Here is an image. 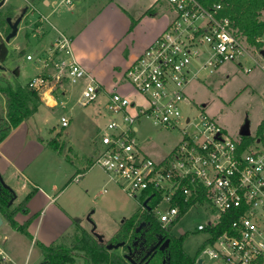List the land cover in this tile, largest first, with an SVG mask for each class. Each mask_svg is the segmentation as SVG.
Instances as JSON below:
<instances>
[{"label":"built area","instance_id":"1","mask_svg":"<svg viewBox=\"0 0 264 264\" xmlns=\"http://www.w3.org/2000/svg\"><path fill=\"white\" fill-rule=\"evenodd\" d=\"M166 1L169 24L124 72L139 98L110 92L105 107L110 119L92 163L137 197L141 207H146L147 198L150 207L159 198L153 211L163 226H175L195 207L208 210L207 221L197 226L207 239L194 264H264V146L245 145L243 137L228 134L205 111L194 116L182 111L184 104L192 103L186 88L200 72L213 73L228 60L240 64L250 52L249 43L235 33L220 2ZM258 40L264 44V30ZM53 48L70 57L56 63L57 78L86 80L81 102L95 100L97 81L72 54L70 39L60 34ZM26 57L33 59L31 54ZM48 79L38 75L29 82L40 91L51 85ZM142 120L160 129H180L179 142L165 156L151 157L138 141L137 124ZM69 123V117L62 115L61 126ZM145 192L152 194L144 197ZM214 229L220 232L215 234Z\"/></svg>","mask_w":264,"mask_h":264},{"label":"rangeland","instance_id":"2","mask_svg":"<svg viewBox=\"0 0 264 264\" xmlns=\"http://www.w3.org/2000/svg\"><path fill=\"white\" fill-rule=\"evenodd\" d=\"M49 1L50 3L39 0L38 11L27 16L20 25L16 37L12 39L10 47L17 48L19 52L15 60L17 75L11 76L0 72V90L2 86H10L13 89L24 87L35 76L57 71L56 63L68 59V55L62 51L60 58L52 62L55 52L52 43L60 35V31L57 30L59 25L72 23L104 25L108 20V12L112 11L111 5L104 6L102 0ZM169 16L171 17L170 12ZM248 50L253 53L249 52L240 64L228 60L218 65L213 73L201 71L199 78L193 80L186 88L192 103L184 104L182 111L185 115L193 116L205 111L215 117L228 134L236 138L243 137L242 131L247 127L251 145L264 146V131L262 135L258 134L260 124L264 120V55L259 53L264 50V44L262 43L261 46L248 44ZM27 54H31L33 59L28 60ZM96 59L95 62H105L104 71L96 75L98 83L106 86L109 92L116 90L128 94L130 90H125L126 86L118 85L122 76L118 78V74L125 72L128 66L120 72L109 66L110 57L102 59L99 56ZM98 66L102 67L101 62ZM246 68H251V71L246 72ZM115 74H117L116 82ZM52 77H48V80L54 81ZM64 81L66 78L62 80ZM129 86L133 89L131 85ZM83 87L81 82L74 83L67 80L63 87H59L61 97L57 99L60 104L56 107L48 106L41 89L38 92L39 98L29 104L31 108L36 107L37 111L26 118L20 126L11 129L14 133L11 132L10 137L7 135L8 137L2 139L0 149L5 152L16 147L15 149L19 151H25L24 156H19L20 161L26 162V170L36 179H40L45 188L52 185L53 178L55 175L59 176V171L64 177L66 167H69L70 160H73L77 167L72 168L70 175L80 172L84 177L80 181L78 177L73 179L62 191L60 200L69 198L72 205L79 204L77 209L81 208L83 202L84 208L88 210L85 224L90 226L93 221L97 231L110 237V233L114 232L124 217H129L140 208V203L137 197L130 196L122 186L112 181L100 166L92 165L90 171L83 168V165L86 166L88 160L95 156L97 148L99 149V143L97 145L95 143L100 140L104 126L110 119V113L105 108L107 102L106 93L103 91L105 88L99 89L95 100L82 104ZM63 88L67 89L65 94L62 92ZM53 92L56 96V88ZM1 95L0 91V117H8L7 104ZM136 95L129 94V97L134 100ZM62 102L65 104L64 107ZM62 115L71 117V122L66 127L61 126ZM137 126L139 145L145 153L155 159L161 158L170 151L181 138V131L178 128L160 129L148 120H142ZM58 131L61 133L60 136L56 135ZM67 132H69L68 136ZM52 137H58L57 141L63 146L61 151L50 145ZM258 138L263 140L258 142ZM2 168L3 164L0 165V173L17 192L15 205L23 199L31 187L28 185L26 189H22L23 179H14L10 175L12 169L9 170L8 178ZM70 175L62 179L59 186H62L71 177ZM163 206L160 208L163 209ZM77 212L79 213L80 210ZM79 214L82 216V213ZM89 215L91 221L88 219ZM207 219L208 210L198 206L179 218L171 230L176 237L182 235L179 232L180 227L186 231L183 235L182 247L191 257L201 253L206 244L207 233L198 231L197 226ZM75 221L77 224L79 219ZM78 230L76 228L71 233L63 232L54 241L71 245L81 236V231ZM28 237L8 221H4L0 227V250H3V254L0 253V264H25L26 259L27 264H39L35 262L40 257V248L31 245L29 240L31 237ZM117 251L124 252L122 248ZM80 257L75 258V264H84V259Z\"/></svg>","mask_w":264,"mask_h":264},{"label":"crops","instance_id":"3","mask_svg":"<svg viewBox=\"0 0 264 264\" xmlns=\"http://www.w3.org/2000/svg\"><path fill=\"white\" fill-rule=\"evenodd\" d=\"M46 2L50 3L49 0H46ZM102 2L104 6L111 5L112 10L108 12V20L106 23H104V25L94 24L90 26L86 25L87 23H77L75 25L72 23L71 25H59V27H57V30L60 31V34H64L70 39V48L72 54L93 75L96 81V75L104 71L103 68L105 65V62L103 61L95 62L97 57L100 56L102 59L105 57H110L109 66L114 67L121 72V70H124L127 66H129L142 53V51L155 40V38L167 27L171 20L167 10L166 0H112V2L110 0H102ZM58 37H56V39ZM56 39L52 43V46H54ZM53 50L55 52L52 56V62H54L56 58H60L62 54V52L57 49ZM105 54H107V56ZM109 54L111 55L108 56ZM260 55H264L263 50L260 52ZM68 58L70 57L68 56ZM100 62L102 67L98 66ZM57 74L58 70L42 74L46 77L53 76L55 79L54 81H50V84H52L49 87L42 88L44 94L43 98L50 107H56L60 104L57 99L61 97L59 94V87H63L64 83L68 80L64 76L58 79ZM116 75L117 74L114 75L115 82L117 81ZM123 75L124 72L118 74V78L121 76L118 81V85L126 86L125 90H130L128 95H136L137 93H135L125 81ZM64 78H66V81L62 82ZM85 82L86 80L81 81L82 86L85 85ZM98 86L99 89L106 87L104 85H100V83H98ZM122 87L123 86H121V88ZM55 88L57 91L56 96L53 92ZM62 90L63 94H65L67 89L63 88ZM105 90L103 91L106 93V99L108 100L110 92L107 91L106 88ZM136 96L137 97L135 98H139L138 94ZM56 103L57 105H54ZM64 105L65 104L62 102V107H64ZM69 119L71 122V117H69ZM21 124L22 122L19 124V126ZM11 132L13 131L11 130L9 132V137ZM56 135L60 136L61 133L58 131ZM68 135L69 132H67V136ZM98 143L99 141H97L95 145ZM15 148L5 152L0 149V165L3 164L2 170L4 169L5 176L8 177L10 174L9 170L12 169L13 171H11L10 175L13 176L14 179H23L21 186L22 189H26L28 185L31 187L24 197L28 193L33 192L26 205L28 212L25 213L21 211L16 215V219L20 223H23L30 217L33 218L28 225V231L33 236V238L29 239L31 241L30 244L37 246L36 241H40L48 245L60 237L63 232L71 233L76 228L79 229L78 231L85 230L91 233L90 227L92 224H90V226L85 224V216L88 210L84 208L85 205L83 202L81 203V208L77 209L79 204L72 205L69 198H64L62 201L60 200L62 191L68 187V184L73 179L78 177V180L80 181L81 178L84 177L82 174H80V172H77L72 176L70 175L72 168L77 167L74 161L70 160V163L73 164H70L69 167H66V171L63 174L64 177L59 171V176L55 175L52 185H50L49 188H45L40 179H36L31 172L26 170V162L23 161L22 163L20 161L21 157L19 156H24L26 154L25 151H19ZM168 152H166L163 156H165ZM92 159L93 158L91 157L88 160L86 166L83 165L84 169H89V171L92 169L91 166H89L92 162ZM78 169L80 168L78 167ZM103 172L106 173L104 170ZM69 175L71 177L66 182H64L62 186H59L60 181H62V179H66V177H69ZM9 184L14 187L11 183ZM77 210H80L79 213H82V216L77 212ZM76 219H79L77 224H75ZM119 226L120 222L118 223V226L114 232L110 233V237L104 234L106 241H111L113 239L115 233L119 229ZM26 237L28 236L26 235ZM0 253L3 254L2 249L0 250ZM42 258L43 254L40 252V257L35 263H40ZM27 263L28 261L26 259L25 264Z\"/></svg>","mask_w":264,"mask_h":264},{"label":"trees","instance_id":"4","mask_svg":"<svg viewBox=\"0 0 264 264\" xmlns=\"http://www.w3.org/2000/svg\"><path fill=\"white\" fill-rule=\"evenodd\" d=\"M205 5H211L220 2L223 5L222 13L228 16L233 24L234 31L237 35L246 37L250 45H259L262 43L258 40L264 30V18L262 14L264 12V0H200ZM2 98L5 99L7 104V116L4 118L8 127L2 133H0V142L5 138L12 128L17 127L23 120L28 118L32 113L37 111L36 107H30L29 104L34 99L39 98V91L33 88L28 82L24 87L19 86L16 89L13 87H1ZM264 131V120L260 124L258 134L262 135ZM244 143L247 145L250 143L248 135L243 136ZM50 145L56 150L61 151L63 146L57 141V138L52 137L50 139ZM93 163L89 166H92ZM33 192L28 193L17 206L6 207L7 201L0 202V211L5 212L6 220L18 230L22 231L25 235L33 238L32 234L28 231V225L32 221V217L20 223L16 219L18 212L27 210V202L31 198ZM152 194V193H151ZM150 192H145L144 197L151 195ZM10 191L6 189L5 192L0 193V198L8 199ZM159 201V198L152 200L150 205L152 209L148 207H141L137 209L129 217H125L121 222L119 229L115 233L112 242L125 241L124 252L128 251V245L132 246L136 236L144 232L143 238L140 240L144 243L146 248L154 243L157 238L162 235L165 239L170 238V245L167 249V256L170 258L167 264H194L195 257H191L182 247L183 235L178 237L171 233L174 223L167 226H163L158 220L155 212L153 211L154 205ZM180 203L179 199L176 200ZM175 201V202H176ZM189 207L186 204L184 210ZM143 224V225H142ZM142 225L141 231L137 228ZM213 232L218 234L220 230L214 229ZM110 241V242H111ZM37 246L40 248L43 259L41 264H74L75 258L81 256L84 259L85 264H132L126 258L123 257V253L117 251L118 249H108L105 245L101 244L96 237L91 233L82 230L81 236L71 245L64 242H52L50 244H44L40 241H36ZM134 254L131 257L139 262L144 253H138L133 251ZM161 252L151 257L147 264H163ZM146 260V259H145ZM144 260V261H145ZM143 261V262H144Z\"/></svg>","mask_w":264,"mask_h":264},{"label":"flooded vegetation","instance_id":"5","mask_svg":"<svg viewBox=\"0 0 264 264\" xmlns=\"http://www.w3.org/2000/svg\"><path fill=\"white\" fill-rule=\"evenodd\" d=\"M38 3H39V0H0V72L11 75V76L17 75V67L15 64V60L19 52L17 48L10 47L12 43V39H14L16 35L14 37H11L9 40H7V37L13 31L14 25L18 27L17 33L19 32L20 25L25 21L27 16L38 11ZM7 127L8 125L6 124L4 118H0V133L6 130ZM6 189L7 188L0 181V193L5 192ZM12 197L13 195L10 191V195L8 199L6 200V198L4 197L0 198V202L7 201L5 202L6 207H9V208L12 206L15 207L19 204V203H16L14 205L18 196L12 202H10ZM0 213L4 216L6 220L5 212L0 211ZM138 231H141V228ZM143 235H144V232L136 236L135 240L132 243L133 247H131V245H128L129 246L128 251L131 252V255L133 256L134 254L133 251H137L138 253H144L143 258L139 261V263L147 264L151 257L161 252L160 257H162V263L167 264L170 258L167 256L166 252L170 245V241H169V245L165 247L164 249H161V246L166 239H170V238L165 239L162 235H160L157 238V240H155L154 243L150 245L149 248H146L144 246V243L140 240L141 238H143ZM155 245H157L155 249H153L150 252V254L147 255V253Z\"/></svg>","mask_w":264,"mask_h":264},{"label":"water","instance_id":"6","mask_svg":"<svg viewBox=\"0 0 264 264\" xmlns=\"http://www.w3.org/2000/svg\"><path fill=\"white\" fill-rule=\"evenodd\" d=\"M75 1H77V0H75ZM18 22H19V21H18ZM17 30H18V27H17L16 25H14V29H13V31L8 35L7 40H9L11 37H14L15 35H17ZM242 135H249V131H248V128H247V127H245V128L243 129V131H242ZM0 181H1V183H2L7 189H9V190L11 191L13 197H12V199H11L10 202H12V201L18 196L16 190L14 189V187H12L10 184H8V183L5 181V179L3 178V176H2L1 173H0ZM149 199H150V197L147 198V199L143 202V204H144L145 206H147L148 209H151V207L148 205V201H149ZM88 219H89V220L91 219V218H90V215L88 216ZM4 221H5V218H4V216L0 213V227L3 225ZM90 221H91V220H90ZM91 224L93 225L92 228H91V233H92V235H93L94 237H96V238L98 239V241H99L101 244L105 245L108 249H119V248H124L125 243H126L125 241H119V242H110V241H106V240H105V236H104V234H103V233H100L99 231H97V229H96V225L94 224L93 221H91ZM142 225H143V224H142ZM142 225H140V226L137 228V230H140V228L142 227ZM179 232H180L181 234H183V230H182V229H179ZM169 241H170V239H166V240L164 241V243L162 244L161 249H164L165 247H167V246L169 245ZM156 246H157V245L153 246V247L151 248V250L147 253V255H149L150 252H151L153 249H155ZM123 257L126 258V259H127L129 262H131L132 264H140L139 262H136V261L131 257V252H130V251H129V252H125V253H123ZM199 261L202 262V259H200ZM39 264H41V263H39Z\"/></svg>","mask_w":264,"mask_h":264}]
</instances>
